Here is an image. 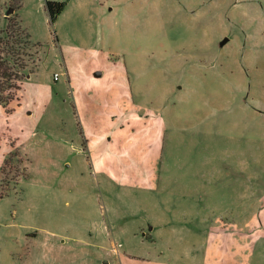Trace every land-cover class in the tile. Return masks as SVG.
Returning a JSON list of instances; mask_svg holds the SVG:
<instances>
[{
	"label": "rangeland",
	"instance_id": "obj_1",
	"mask_svg": "<svg viewBox=\"0 0 264 264\" xmlns=\"http://www.w3.org/2000/svg\"><path fill=\"white\" fill-rule=\"evenodd\" d=\"M87 1L59 48L43 0H1L0 27L16 13L38 46L19 105H0V167L10 143L29 160L25 180L0 173V264H264V0ZM123 63L144 115L186 130L165 166ZM83 140L141 163L94 165Z\"/></svg>",
	"mask_w": 264,
	"mask_h": 264
},
{
	"label": "trees",
	"instance_id": "obj_2",
	"mask_svg": "<svg viewBox=\"0 0 264 264\" xmlns=\"http://www.w3.org/2000/svg\"><path fill=\"white\" fill-rule=\"evenodd\" d=\"M66 4L67 1L43 0V7L56 46L59 44L54 23ZM2 10L3 3L0 0V19L3 16ZM37 46L38 43L31 40V35L21 24L16 13L7 18L4 28L0 27V105L6 111L11 110L8 107L14 101L16 105H19L18 92L21 90L22 81L37 66L35 60L37 52L33 51ZM30 64L33 65V69H29ZM13 161H16V167H13ZM28 164L29 160L21 156V152L17 150L16 146L10 143V151L4 157L0 173L8 177V173L14 170L16 178L25 180L28 178ZM5 183V180L1 183L0 198L7 196L12 191L9 189V184Z\"/></svg>",
	"mask_w": 264,
	"mask_h": 264
},
{
	"label": "crops",
	"instance_id": "obj_3",
	"mask_svg": "<svg viewBox=\"0 0 264 264\" xmlns=\"http://www.w3.org/2000/svg\"><path fill=\"white\" fill-rule=\"evenodd\" d=\"M73 1H77L80 2V0H69L67 2V5L65 6L64 10L61 12V14L57 17L56 21H55V26L57 27V33L59 37L58 43L59 41L63 40V37L60 35V31H59V27H58V22L64 17L69 5L73 2ZM92 0L85 2V4L88 6V2L90 3ZM87 9L85 10V17H87L86 15ZM47 15V14H46ZM48 19V17H47ZM56 32V30H55ZM59 44V48H60ZM95 51V50H94ZM97 51V50H96ZM95 51V52H96ZM103 53V51L98 50V53ZM122 56V54H120ZM123 57V56H122ZM124 58V57H123ZM125 62V61H123ZM123 66L125 68V72H124V80H123V84L126 88V95L128 97H130V100H132V102L134 103V107L138 108L139 112H141V115H136L134 118L137 122L146 124L147 122H149L150 120L152 121V124L157 125L156 130H139L140 134H149L150 132L152 134H154V137L152 139V141L156 144L157 146V152H158V157L157 160L161 163H163V165H166V162L168 161L169 157H170V150L167 149V147L165 148V143L167 142V144H169V140L173 141V143L175 142L176 136L182 134V132H186V130H164V127L161 126V121H160V109L157 108L154 111H151V114H145L143 113V111L140 109L141 106L139 104H142L143 102L138 101V99L136 98L139 89L135 90L134 87L138 86V79H135V83L134 84V79L132 78V75L130 74V72L128 71V69L126 68V64L123 63ZM100 71L96 70L95 74L99 73ZM65 75L67 77L68 75V69H66L65 74L63 72H58L55 71L53 73V79H55L56 82H58L60 80V76ZM29 76V75H28ZM158 92L161 93H168L169 89L166 86H163L162 88H159L157 90ZM142 94V93H141ZM142 96V95H141ZM150 117V118H149ZM150 119V120H149ZM194 130H189L190 134L193 132ZM138 133V130L136 131ZM167 136V141L165 142V137ZM175 144V143H174ZM173 144V147H175V145ZM85 149H83L84 147ZM19 147V146H18ZM89 150V155L91 158V163L94 165H98L99 163L102 166H112V167H116V168H120V171H123V169H121L124 165V168L126 169L125 171L128 172H134V167L136 165H138V163H141V159L138 156L137 152L135 149H130L128 150L125 154H113L108 150H105V152L99 154V155H95L92 152V147L90 145V141L89 140H83V144H82V150L86 151ZM10 151V147L9 150ZM81 151V150H80ZM174 152V151H173ZM89 158V157H88ZM139 161V162H138ZM168 163V162H167ZM191 162L189 161L188 165L191 166ZM210 188H213V186L209 187V186H203L204 190H200V192L206 191L204 194H211L212 190H208ZM206 189V190H205ZM212 195V194H211Z\"/></svg>",
	"mask_w": 264,
	"mask_h": 264
},
{
	"label": "water",
	"instance_id": "obj_4",
	"mask_svg": "<svg viewBox=\"0 0 264 264\" xmlns=\"http://www.w3.org/2000/svg\"><path fill=\"white\" fill-rule=\"evenodd\" d=\"M12 11H13L12 8H9V9L7 10V14H10Z\"/></svg>",
	"mask_w": 264,
	"mask_h": 264
}]
</instances>
